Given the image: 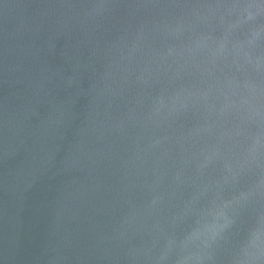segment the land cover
I'll use <instances>...</instances> for the list:
<instances>
[{
	"label": "water",
	"instance_id": "obj_1",
	"mask_svg": "<svg viewBox=\"0 0 264 264\" xmlns=\"http://www.w3.org/2000/svg\"><path fill=\"white\" fill-rule=\"evenodd\" d=\"M0 264H264V0H0Z\"/></svg>",
	"mask_w": 264,
	"mask_h": 264
}]
</instances>
